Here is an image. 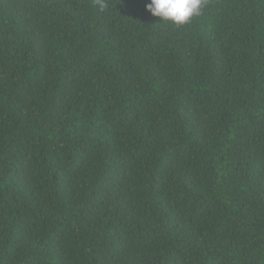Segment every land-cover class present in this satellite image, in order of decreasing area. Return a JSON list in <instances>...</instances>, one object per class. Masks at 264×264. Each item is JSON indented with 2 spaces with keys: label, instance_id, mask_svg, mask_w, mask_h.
Masks as SVG:
<instances>
[{
  "label": "trees",
  "instance_id": "1",
  "mask_svg": "<svg viewBox=\"0 0 264 264\" xmlns=\"http://www.w3.org/2000/svg\"><path fill=\"white\" fill-rule=\"evenodd\" d=\"M149 2L0 0V264H264V0Z\"/></svg>",
  "mask_w": 264,
  "mask_h": 264
},
{
  "label": "clouds",
  "instance_id": "2",
  "mask_svg": "<svg viewBox=\"0 0 264 264\" xmlns=\"http://www.w3.org/2000/svg\"><path fill=\"white\" fill-rule=\"evenodd\" d=\"M105 5L101 2V7ZM206 7V0H150L145 9L163 21H171L176 25H185L192 18L199 17Z\"/></svg>",
  "mask_w": 264,
  "mask_h": 264
}]
</instances>
